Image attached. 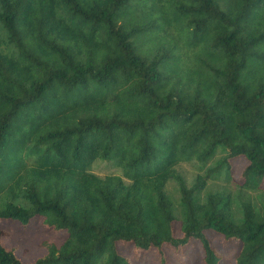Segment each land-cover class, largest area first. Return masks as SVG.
<instances>
[{
	"label": "trees",
	"instance_id": "1",
	"mask_svg": "<svg viewBox=\"0 0 264 264\" xmlns=\"http://www.w3.org/2000/svg\"><path fill=\"white\" fill-rule=\"evenodd\" d=\"M263 179L264 0H0V221L64 231L0 264H264Z\"/></svg>",
	"mask_w": 264,
	"mask_h": 264
},
{
	"label": "rangeland",
	"instance_id": "2",
	"mask_svg": "<svg viewBox=\"0 0 264 264\" xmlns=\"http://www.w3.org/2000/svg\"><path fill=\"white\" fill-rule=\"evenodd\" d=\"M244 164L245 159L243 157H237L232 160L234 178L239 179V174ZM95 171L100 174L117 173V171H110V168L105 165L95 169ZM261 184L264 186V179ZM252 193L250 192V194ZM202 195H204V192ZM257 198L264 200V192L258 193ZM40 218L35 217L26 225H22L16 220L0 221V227H3L6 231V235L1 237L0 244L6 249H13L23 262H30L36 257L43 255L45 250L40 246L41 241L46 239L58 244L64 236V231L47 229L43 226ZM211 236L212 243L224 254L223 264H230L232 262L230 257L236 251L237 242L232 239L225 240L222 236L214 233H211ZM164 247L168 264H202L201 248L196 241L181 246L180 250H175V248L167 245ZM118 250L125 254L132 264H158L155 252H135L129 244L119 245Z\"/></svg>",
	"mask_w": 264,
	"mask_h": 264
}]
</instances>
